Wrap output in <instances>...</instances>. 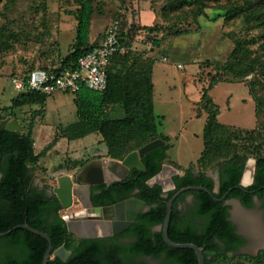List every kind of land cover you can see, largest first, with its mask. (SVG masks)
<instances>
[{"label": "trees", "instance_id": "trees-1", "mask_svg": "<svg viewBox=\"0 0 264 264\" xmlns=\"http://www.w3.org/2000/svg\"><path fill=\"white\" fill-rule=\"evenodd\" d=\"M75 38L71 49L60 62L59 68L74 69L78 59L98 45L99 40L90 41V26L94 15L91 0H76ZM264 1V0H263ZM196 4V15L204 14L205 0H185ZM254 3L246 0L242 5L225 9L222 16L226 21L244 17L260 19L261 13L253 12ZM133 27L129 31L120 25V37L129 44L138 29L148 32L157 30L155 26ZM135 30V31H134ZM0 31V51L10 48L2 40ZM158 45V41H153ZM249 37L235 39V46L228 59L219 66L231 80L244 79L260 73L264 76V59L250 57ZM206 64L210 63L206 61ZM30 70V69H28ZM28 70L24 71L27 72ZM153 61L129 54H115L107 66V87L96 91L81 87L73 93V102L79 119L71 130H62L61 136L76 139L97 132L101 136L112 160L121 161L132 151L159 138L162 144L145 153L141 158L144 169L132 168L123 180L110 185L100 183L90 186V201L93 206L112 205L129 197L142 200L150 206L121 234L107 237L78 239L67 230L66 221L60 214L63 209L55 194L48 195L32 185L30 163H36L54 143L42 151L34 150L33 127L39 110L32 113L25 131L0 130V232L15 226L27 224L46 233L52 240L53 249L64 246L71 252L66 260L55 256L47 264H148L142 257L157 260L156 264H198L197 255L191 249L168 246L161 230H153L163 225L167 212V202L180 188L186 186L215 188L214 179L208 175L212 167L217 168L219 186L212 195L202 190H189L179 194L172 203L168 236L173 242L194 243L203 247L204 264H217L219 258L234 259V254L244 244L232 221L229 220L230 206L224 200L236 198L245 208L254 205V196L264 210V143H257L255 132L246 134L236 128L221 124L217 115L218 106L209 97L208 91L218 82L211 77L208 87L202 88L199 108L206 114L202 131L203 149L194 163L187 167L178 166L180 173L172 176L175 188L164 192L160 184L149 185L147 181L160 172L167 162L176 166L168 156L169 139L159 131L154 114L152 81ZM254 100L259 98L250 89ZM47 95L28 91L17 93L8 107L15 110L25 105H43ZM259 105V103H258ZM120 108L123 115L112 117L114 109ZM163 117H161L162 119ZM251 146L248 152L247 145ZM249 158L255 159L253 181L241 186L240 180ZM86 163V162H85ZM83 166V165H82ZM193 196V204L182 210L180 204L186 196ZM126 239L127 241L121 240ZM48 248V241L23 227L0 236V264H42ZM231 253V256H227ZM264 258V249L250 259Z\"/></svg>", "mask_w": 264, "mask_h": 264}, {"label": "rangeland", "instance_id": "rangeland-1", "mask_svg": "<svg viewBox=\"0 0 264 264\" xmlns=\"http://www.w3.org/2000/svg\"><path fill=\"white\" fill-rule=\"evenodd\" d=\"M91 1L94 15L89 36L92 41L99 40L115 20L126 31L133 26L135 30L143 26L157 27L152 32L138 29L129 37L131 48L127 54L153 61L154 114L158 128L170 134H180L178 139L169 142L168 155L173 160L187 167L190 162L195 164L201 154L206 114L199 108V101L202 88L208 87L212 76L220 79L208 91L218 106V121L246 134L258 133L256 142L264 143V76L251 74L232 81L229 75L215 68L228 59L235 39L240 37L251 39L250 57L264 59L263 0H250L254 3L253 12L262 16L248 22L244 17L226 21L222 16L225 9L242 5L246 0H205L207 7L202 15H196V4L184 3L185 0ZM77 9L76 0H0L1 40L10 45L7 50L0 51V127L13 128L15 122L17 131H25L32 110H39L35 137L42 128H58L49 136L50 143L54 142L51 147L36 163L29 164L32 185L51 191L57 186L58 177L64 174L60 173L63 169L69 172L75 168V173L69 175L74 180L75 174L88 161H73L74 158H86L103 150L107 156L101 136L97 132L71 140L61 136V129L71 130V126L79 122L71 92L55 91L48 95L43 105H25L15 110L4 106L10 105L12 95L16 94L10 82L12 75L35 67L60 65L75 38ZM153 41H158V45ZM206 61L210 64L207 65ZM250 89L259 98V105ZM163 114L165 117L161 120ZM122 115L119 107L111 113L112 117ZM41 149L35 139V152L44 148ZM245 150L249 152L251 146L248 144ZM251 159L255 161L254 158L248 160ZM216 174V167L209 169L208 175L214 177ZM193 201L192 195L186 196L180 208L189 209ZM228 205L233 218L239 223L247 219L255 224L256 230L248 245L237 250L234 259L219 258L217 264H264V258L259 261L250 259L260 251L256 252L257 246H264V224L258 202L249 210H243L232 201ZM82 206L78 197H74L73 205L62 209L60 214L64 218L70 212L82 210ZM151 262L158 263L154 259Z\"/></svg>", "mask_w": 264, "mask_h": 264}, {"label": "water", "instance_id": "water-1", "mask_svg": "<svg viewBox=\"0 0 264 264\" xmlns=\"http://www.w3.org/2000/svg\"><path fill=\"white\" fill-rule=\"evenodd\" d=\"M13 124V128L0 127V130L6 129L9 131H17L16 123L14 122ZM162 143L163 141L159 138L153 139L141 146L138 150L130 152L121 161L112 159L90 161L84 165L78 173L75 174L74 180L67 174L60 175L57 179V186L52 189V192L58 198L63 209H68L73 205L74 197H78L79 201L83 205L82 210L78 212H70L66 216L65 221L68 232L78 239L118 235L125 231L137 219L141 212L147 211L150 206L146 205L142 200H139L135 197H129L112 205L93 206L90 201V186L100 183L110 185L115 181L123 180L132 168L144 169L141 163V158L144 157L145 153ZM253 162V173L249 184L242 183L245 170L248 167V160L245 164L240 180V185L243 187L250 185L253 181L255 161ZM178 173V167L164 163L160 172L150 178L147 183L149 185H154L156 183L160 184L162 190L164 192H168L175 188L172 176ZM213 179L215 183V188L213 191H210L201 185L186 186L178 189L167 202V212L163 225H158L153 229L162 231L163 239L168 246L172 248H186L193 250L197 255L198 264H204L205 262L203 247H200L194 243L173 242L168 236L172 203L179 194L189 190H202L212 195L218 190V174H216ZM83 189L86 191L84 192L86 193L85 195L82 193ZM256 199L257 198L254 196L253 200ZM218 200H224L225 204H229V201H232L237 206L245 209L240 201L236 198L225 200L224 195ZM230 213L231 212L229 210V220L232 221ZM18 227H23L32 233L44 237L48 241V248L43 256L42 264H47L50 258L55 256L61 258L62 260H66L70 256L71 252L65 249L64 246L53 249L51 238L46 233L29 226L27 222L23 223L22 225L15 226L6 232H0V236L9 234L12 230Z\"/></svg>", "mask_w": 264, "mask_h": 264}, {"label": "built area", "instance_id": "built-area-1", "mask_svg": "<svg viewBox=\"0 0 264 264\" xmlns=\"http://www.w3.org/2000/svg\"><path fill=\"white\" fill-rule=\"evenodd\" d=\"M120 24L112 21L98 45L82 55L74 69L35 67L14 74L10 82L17 93L37 91L50 95L55 91L77 92L81 87L104 91L107 87V66L115 54L127 53L131 46L120 37ZM66 217H64L65 219Z\"/></svg>", "mask_w": 264, "mask_h": 264}, {"label": "crops", "instance_id": "crops-1", "mask_svg": "<svg viewBox=\"0 0 264 264\" xmlns=\"http://www.w3.org/2000/svg\"><path fill=\"white\" fill-rule=\"evenodd\" d=\"M90 41H92L91 39H90ZM93 41H95V40H93ZM92 41V42H93ZM100 41V40H99ZM19 73H21V72H19ZM18 74V73H17ZM154 84V83H153ZM14 89V88H13ZM155 90H156V88H155V85H154V92H153V103H154V108H155V100H154V93H155ZM15 93L17 94V92L15 91ZM16 94H14V95H12V97H11V99L16 95ZM47 97H48V95H47ZM9 106V105H8ZM8 106H4V107H8ZM32 111H34V110H32ZM202 114H203V112H202ZM37 117V116H36ZM161 117H165V115L163 114ZM163 118L161 119V120H163ZM206 119V118H205ZM35 124H34V127H33V138H34V140L35 139H37V142H38V146H39V148H44V147H46L51 141H50V137L49 136H52L53 134H54V132H55V129H57L58 130V128H42V129H40L39 131H37V135H36V137L34 136V134H35V131H36V122H37V118H35ZM205 124V123H204ZM56 130V131H57ZM161 133H163L165 136H167L168 137V139H169V142L171 141V140H173V139H178L179 137H180V134H170V133H167V132H163V131H161V130H159ZM51 140H52V138H51ZM44 144V145H43ZM41 149V150H42ZM105 154H106V151L105 150H103L102 152H97V153H95V154H93L92 156H88V157H77V158H74L73 159V161H82V160H88V161H86V163L85 164H83V166L84 165H86L87 163H89L90 161H98V160H111V158H109V157H107V156H105ZM169 157H170V154L168 155ZM171 158V157H170ZM72 160V159H71ZM171 160H173L172 158H171ZM176 164H178L179 166H182V165H180L179 163H178V161H176V160H173ZM165 163H167V162H165ZM191 163V162H190ZM167 164H169V163H167ZM83 166L81 167V169L83 168ZM77 169V168H76ZM80 169V170H81ZM69 172H67V170H65V169H63V171L62 172H60V173H64V174H67V175H71V174H74L75 172V168L74 169H71V170H68ZM86 192V191H85ZM84 193V192H83ZM244 207V206H243ZM242 208V207H241ZM245 208V207H244ZM243 209V208H242ZM243 210H245V209H243ZM233 223V222H232Z\"/></svg>", "mask_w": 264, "mask_h": 264}, {"label": "flooded vegetation", "instance_id": "flooded-vegetation-1", "mask_svg": "<svg viewBox=\"0 0 264 264\" xmlns=\"http://www.w3.org/2000/svg\"><path fill=\"white\" fill-rule=\"evenodd\" d=\"M37 189H38V190H43L44 188H39V187H38ZM45 192H46L48 195L53 194V192H52L49 188H46V189H45ZM256 202H258V205L261 207V202H260L258 199L254 200V205H255ZM254 205H253V206H254ZM253 206H252V207H253ZM252 207H251V208H252ZM251 208H245V210H249V209H251ZM261 210H262V218H263V223H264V210H263L262 208H261ZM230 216H231V218H232V222H233V224H234V226H235V230H236V232H237L239 235H241V236L244 238V240H245L244 244L241 245V246L239 247V250H240V249H242L243 247H246V246L248 245L249 240H251L250 237H251L252 234L255 232L256 227H255V224L252 225L250 222H248L247 219H245V220L242 219L241 223H239L235 218H233V214H232V213H230ZM121 240L127 241V240L124 239V238L121 239ZM261 249H264V246H257V248H256V252H258V251L261 250ZM141 259H144L148 264H154V263L151 262L152 258H150V257H142Z\"/></svg>", "mask_w": 264, "mask_h": 264}, {"label": "bare ground", "instance_id": "bare-ground-1", "mask_svg": "<svg viewBox=\"0 0 264 264\" xmlns=\"http://www.w3.org/2000/svg\"><path fill=\"white\" fill-rule=\"evenodd\" d=\"M253 160H248V167L245 170L244 176H243V180L242 183L244 184H249L252 178V173H253ZM85 192V189H83L82 193ZM78 214V213H77Z\"/></svg>", "mask_w": 264, "mask_h": 264}]
</instances>
